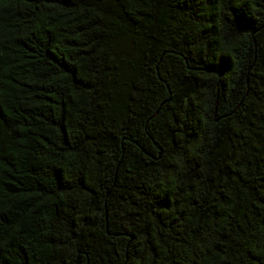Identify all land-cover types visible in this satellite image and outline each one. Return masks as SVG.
<instances>
[{
	"label": "trees",
	"instance_id": "trees-1",
	"mask_svg": "<svg viewBox=\"0 0 264 264\" xmlns=\"http://www.w3.org/2000/svg\"><path fill=\"white\" fill-rule=\"evenodd\" d=\"M0 264H264V0H0Z\"/></svg>",
	"mask_w": 264,
	"mask_h": 264
}]
</instances>
